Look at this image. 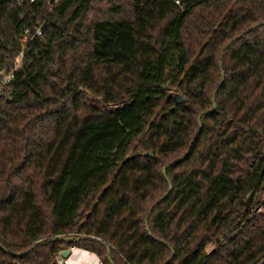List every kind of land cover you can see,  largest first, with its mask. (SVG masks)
Wrapping results in <instances>:
<instances>
[{
  "label": "trees",
  "instance_id": "1",
  "mask_svg": "<svg viewBox=\"0 0 264 264\" xmlns=\"http://www.w3.org/2000/svg\"><path fill=\"white\" fill-rule=\"evenodd\" d=\"M26 32L0 264L264 262V0H0V70Z\"/></svg>",
  "mask_w": 264,
  "mask_h": 264
},
{
  "label": "built area",
  "instance_id": "2",
  "mask_svg": "<svg viewBox=\"0 0 264 264\" xmlns=\"http://www.w3.org/2000/svg\"><path fill=\"white\" fill-rule=\"evenodd\" d=\"M34 37L37 38L43 37L41 28H37L35 30ZM30 41H31L30 35L28 32H26L20 40L21 52L15 61L14 67L11 69L6 68L0 70V100L4 99V100L12 101L11 93H12V84L14 81V77L22 66L23 56ZM78 235L79 234L77 233H72L66 235V237L75 238ZM65 250L70 251V255L67 258L63 257V251ZM65 250L58 252V254L56 255L57 264H104L101 261V259L93 252L73 246Z\"/></svg>",
  "mask_w": 264,
  "mask_h": 264
},
{
  "label": "water",
  "instance_id": "3",
  "mask_svg": "<svg viewBox=\"0 0 264 264\" xmlns=\"http://www.w3.org/2000/svg\"><path fill=\"white\" fill-rule=\"evenodd\" d=\"M240 37H241V36H240ZM223 77H224V76H223ZM219 88H220V85H219V87L217 88V90L215 91V93L213 94V104H214V105H215V102H216V93H217V91H218ZM177 100H178L179 103H182V102H185V101H186L185 99H182L180 96H177ZM202 116H203V115H201V117H202ZM201 117H200L199 119H201ZM148 156H151V154H148ZM169 166H170V165L164 167V169H163V175H164V177H166V172H167ZM253 196H254V195L251 194V195L248 197V199H247V202H246V208H247V209L250 208V204H251V201H252V199H253ZM75 240H76L75 238H70V239L67 240V242H68V243H72V242H74ZM43 244H46V243H43ZM108 254H109V255L111 254V248H109V247H108ZM69 255H70V251H69V250H65V251H63V257L67 258ZM263 263H264V262H263ZM263 263H261V264H263Z\"/></svg>",
  "mask_w": 264,
  "mask_h": 264
},
{
  "label": "rangeland",
  "instance_id": "4",
  "mask_svg": "<svg viewBox=\"0 0 264 264\" xmlns=\"http://www.w3.org/2000/svg\"><path fill=\"white\" fill-rule=\"evenodd\" d=\"M123 3L124 4L127 3V0H123ZM256 201L259 202V205H253L255 213H263L264 212V192L260 193L257 196ZM251 203H252V201H251ZM250 206H251V204H250Z\"/></svg>",
  "mask_w": 264,
  "mask_h": 264
}]
</instances>
